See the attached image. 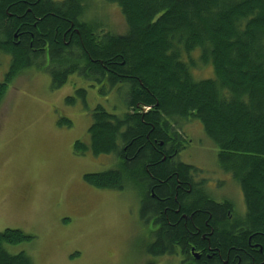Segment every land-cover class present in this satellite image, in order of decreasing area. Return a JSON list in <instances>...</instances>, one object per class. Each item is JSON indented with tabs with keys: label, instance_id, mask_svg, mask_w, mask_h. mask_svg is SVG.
<instances>
[{
	"label": "trees",
	"instance_id": "16d2710c",
	"mask_svg": "<svg viewBox=\"0 0 264 264\" xmlns=\"http://www.w3.org/2000/svg\"><path fill=\"white\" fill-rule=\"evenodd\" d=\"M104 1L119 8L123 34L87 20L84 0H0V51L11 57L0 106L8 84L32 61L38 70H51L53 90L74 68H94L99 80L107 71V91L100 92L123 94L128 111L97 106L92 112L88 142L76 140L75 149L114 154L116 167L84 174V181L100 190L135 189L142 217L161 222L147 254L174 255L176 242L210 239L221 247L209 264H264V249L253 251L247 243L250 238L264 247V0ZM44 41L49 64L32 50ZM203 66L210 76L195 73ZM116 86L123 87L117 92ZM190 121L200 122L218 149L219 169L240 187L245 211L234 220L227 218L231 204L202 194L172 157L176 140L190 143L180 131ZM31 238L19 229L1 231L0 264H34L26 253L3 247Z\"/></svg>",
	"mask_w": 264,
	"mask_h": 264
},
{
	"label": "rangeland",
	"instance_id": "374dc122",
	"mask_svg": "<svg viewBox=\"0 0 264 264\" xmlns=\"http://www.w3.org/2000/svg\"><path fill=\"white\" fill-rule=\"evenodd\" d=\"M84 1L85 16L105 30L125 32L115 4ZM10 64V56L0 52V82ZM195 73L207 77L211 70L203 66ZM72 83L71 79L65 87L53 90L52 76L29 67L8 84L0 106V232L19 229L32 238L3 247L11 254L26 253L34 264H177L172 255L153 259L141 252L140 237L147 230L137 218L136 198L125 192L93 189L84 181L85 173L116 165V155L77 159L74 142L88 140L97 106L121 114L118 111L125 104L121 93L103 94L100 90L107 91L106 87L97 91L81 84L79 88L87 92L84 106L77 102L81 95L71 92ZM68 96L77 99L73 105L67 102ZM181 125L190 143L179 159L204 170L214 181L218 177L216 184L206 187L211 197L227 199L237 213H243L240 187L219 169L218 149L200 122Z\"/></svg>",
	"mask_w": 264,
	"mask_h": 264
},
{
	"label": "flooded vegetation",
	"instance_id": "af4514ba",
	"mask_svg": "<svg viewBox=\"0 0 264 264\" xmlns=\"http://www.w3.org/2000/svg\"><path fill=\"white\" fill-rule=\"evenodd\" d=\"M86 19L92 20V19H89L88 17ZM71 26H73V25L71 24ZM74 30H75V28H74ZM74 32L77 35L80 33L77 30V28ZM72 35L73 34L70 33L69 40H70ZM64 36H65V33H64ZM49 44L50 43L48 41H44L41 48H39V49L32 48V50L34 51L33 53L38 52L37 50H39V52H42V55L44 56V60H45L46 64H49L51 62V55H50L51 48H50ZM31 46H32V44H30V47ZM3 54H4V52H3ZM10 59H11V57H10ZM36 66H37V62L32 61V64L30 65V67L36 68ZM50 71L48 72L49 75H51ZM88 71H89V73H88ZM82 72H83V74H82ZM94 72H95L94 68H90L89 70L84 69L83 71L81 69H75L74 68L70 73L66 74L67 78L65 80L63 87H65L69 83V81L72 79L73 83H72L71 92L72 91L75 92L74 94L78 93L81 95L80 91H82L84 93V95H85V93L87 95V92L85 89L79 88V87H81L80 86L81 84H83V85L88 84L92 89L97 88V91H98L99 87H106L107 88V86L109 84L108 78H107L108 72L104 71L105 77L102 80H99L98 77H96L94 75ZM92 73H93V75H92ZM87 74H90V78H85V75H87ZM122 87L123 86H116L114 88V90L118 92V89L119 88L121 89ZM84 95L81 96L82 98L79 100L74 98V97H76L75 95H73L74 97H71V96H68V97L71 98L72 105L77 100V102H79V104L82 103L84 106H86L87 98ZM127 111L128 110H126V108L124 106V107L120 108L118 112H121V114H122V113H126ZM91 119H92V117H91ZM81 142H83V141H81ZM87 142H88V140L83 142V143L87 144ZM175 143H176V145L174 146L175 149H174V152H173L174 154L172 155V157L177 158V160L182 163V166H184V168H186L187 175L190 177V179L194 185L199 186L200 192H202V194L205 193L207 195H210V193L206 189V187L208 186V188H210V184L212 182H214L213 184H216V182H217L216 180L218 179V177L214 181V179H212L213 177H211L210 175L207 176L204 174L205 173L204 170H201L200 168L195 167L186 161L180 160L179 154H180V152H182L186 148V145L183 141H179V140H176ZM73 153L75 154L77 159L87 160V159L91 158V160H92L93 155L90 152H85V151L82 152L81 149L77 150V149H75L74 144H73ZM179 165H181V164H179ZM115 167H116V165H114V163H112V164H109L108 169H114ZM222 173H224L226 176L231 178V175L229 173L224 172V171H222ZM85 174H87V173H85ZM208 180H210V182L207 184ZM93 189H94V187H93ZM97 190H99V189H97ZM103 190H105V189H103ZM106 190H109V189H106ZM109 191H117V190H109ZM117 192H125V193L130 194L133 198H136L135 200L138 203L137 218L141 222L142 226L145 227L147 230V233L144 235H141V237H140V241H142V249L141 250L143 251L144 255L148 258H153V259H156V258L162 257V256H171V255L153 256L151 254L146 253L145 249H146L147 245L150 244L151 241H153L152 234L156 233L157 230L160 228V223H161V222H159L160 218L157 219L154 216V217H150V218L145 219L144 217H142V215L140 213L142 200L137 195V193L133 187L128 186V187H125L124 189L117 191ZM150 196L155 197L153 188L150 189ZM206 198H208V197H206ZM213 200L217 203L228 202L229 204H231L230 209L227 210L228 220L231 221L232 219L234 220L237 216L243 215V214H237V212L235 211V209L232 206V203L229 200H227V199H215V198H213ZM169 218H170V215L168 214L166 219L168 220ZM204 235H205V233L202 232L200 238L203 239ZM193 240L194 239H192V238H186L184 240V243L176 242L174 244L175 247H177V250H176V253L174 255H172V258L177 261V264H209V261H211L212 258L216 255V250H220L219 246L221 247V245L219 243H218V246L214 247L211 244L210 239L206 240L207 242L205 241V243H203V244L193 243ZM247 243H248L249 249H251L253 251L262 252L264 249V247H262L261 244H256V243L252 244L250 242V238L247 240ZM226 263H227V261H224V264H226Z\"/></svg>",
	"mask_w": 264,
	"mask_h": 264
},
{
	"label": "bare ground",
	"instance_id": "6f19581e",
	"mask_svg": "<svg viewBox=\"0 0 264 264\" xmlns=\"http://www.w3.org/2000/svg\"><path fill=\"white\" fill-rule=\"evenodd\" d=\"M197 51V50H196ZM195 54V53H194ZM192 55V54H191ZM193 56V55H192ZM186 57V56H185ZM146 108V107H145ZM147 110V109H146ZM149 110V109H148Z\"/></svg>",
	"mask_w": 264,
	"mask_h": 264
}]
</instances>
